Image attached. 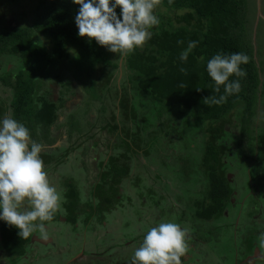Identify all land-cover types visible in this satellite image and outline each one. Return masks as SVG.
Listing matches in <instances>:
<instances>
[{
	"label": "trees",
	"instance_id": "1",
	"mask_svg": "<svg viewBox=\"0 0 264 264\" xmlns=\"http://www.w3.org/2000/svg\"><path fill=\"white\" fill-rule=\"evenodd\" d=\"M1 1L13 13L20 0ZM31 1L26 23L3 27L0 18V56H12L0 64V84L10 89L0 166L22 165L14 158L20 135L36 146L54 143L50 127L71 80L82 86L87 103H98L102 117L97 133L82 136L71 157L53 162L51 188L40 189L32 179L24 186L37 191L47 210L41 226L64 224L70 243L81 235L97 238L24 264H80L71 260L80 250L85 264H155L146 248L154 239L173 238V225L164 224L171 206L183 207L181 220L171 219L176 228L186 227L188 213L191 221L235 220L239 234L264 241V229L258 234L247 222L249 209L264 215V54L257 59V48L254 53L249 0ZM148 3L139 18L138 8ZM124 22L133 29L119 40ZM118 50L123 79L112 100ZM44 81L58 85L56 99L41 91ZM67 125L69 138L73 130L82 132L77 122ZM56 216L67 217L59 222ZM34 228L19 202L3 196L5 262L23 259L34 247ZM125 236L132 244L122 248ZM91 251L107 253L109 261Z\"/></svg>",
	"mask_w": 264,
	"mask_h": 264
},
{
	"label": "rangeland",
	"instance_id": "2",
	"mask_svg": "<svg viewBox=\"0 0 264 264\" xmlns=\"http://www.w3.org/2000/svg\"><path fill=\"white\" fill-rule=\"evenodd\" d=\"M31 0H20L17 5H14L13 13L9 11V8H6L2 1L0 0V18L5 17V23H2L1 26H12L15 27L18 23H26L28 19V10L32 6ZM149 3L146 4L143 8H138L140 11L139 18L143 17L147 13L149 8ZM161 13L165 12L164 8L156 7ZM249 35L252 36V42L254 43V53L257 48L255 55L257 59L264 54V0H249ZM24 12L26 14H24ZM133 10L131 13H135ZM182 10H177L175 13H182ZM172 14V13H170ZM133 29V26H127L124 22V26L120 30L119 40H123L128 33ZM251 29V30H250ZM120 51H117L116 61L118 62L117 68L113 69L111 74V80L109 85L111 86L110 95L113 100V94L118 91V83L123 79V72L120 65ZM12 56L10 55H1L0 64L11 61ZM48 91L49 96L52 100L56 99L58 96L59 87L56 83L52 81H44L41 91ZM10 89L3 87L0 84V111L3 112V115L0 116V133H3L9 128V120L7 116L6 100L9 98ZM127 96L130 98V95L127 93ZM65 103L57 110V119L55 123L50 127V137L54 139V143L51 145L44 144L42 146H36L31 143L30 140L22 137L21 135L17 137L14 158L18 160L22 165L10 164L9 167L0 166V201L3 202V196L9 198L14 197L26 214H29L35 224L34 235L31 236L36 244L31 249L28 248L26 255L23 259L16 261L14 263L5 262L4 255L0 252V264H24L25 262H33L37 257H44L49 253H53L56 250H63L68 246L72 249L83 248L86 245L92 243L93 239L97 238V235L92 237L79 236V239L76 243H70L67 238V228L66 226L60 225L59 223H51L46 225H40L39 218L42 217V214L47 210H44L42 206V201L40 200L37 191H28L24 188L28 180H35V183H39V188H51L55 184L56 174L53 169V162L59 158H66L72 156L73 149L78 146V143L81 142L82 136L88 137L92 134L97 133L96 128L99 127L101 122V112L99 111L98 103L89 100L84 93L82 86L75 80H71L70 89L65 95ZM131 99V98H130ZM110 107V103H109ZM107 107V109H109ZM110 110V109H109ZM108 110V112H109ZM117 112V110H116ZM118 114V112H117ZM70 120L72 123L77 122L81 127V133H77L75 130L72 131L70 138L67 136V121ZM83 137V138H84ZM72 148V149H71ZM71 149V150H70ZM173 184L177 181L181 183V179L172 177ZM192 178H189L190 180ZM193 180V179H192ZM170 200V199H169ZM49 205L51 203L48 201ZM66 217L63 219H58L59 222L66 220ZM257 221L262 219L256 218ZM177 221V220H176ZM168 222V223H167ZM177 221L176 223H178ZM215 221L205 225V227H210L211 225L215 226ZM167 225H173V238L168 242L164 240L159 243V240H155L154 243L146 251L149 253H167L160 256L158 262L155 264H163L168 262L175 251L183 252L186 246L184 235H180V231L176 228V224L169 218H165V223ZM115 225V224H114ZM114 227V226H113ZM168 232H171V227L166 226ZM200 228V226L192 224V228L188 235H191L193 230ZM114 229V228H113ZM170 229V230H169ZM48 233V236L45 234ZM39 234V235H37ZM100 235V233H98ZM118 237L122 239V234H119ZM194 239V249L193 251L197 253L201 250L198 249L200 246L206 248L203 253L204 263L203 264H241L239 257V245L235 244L231 239L226 238L222 242H217V244L212 243L208 235L203 234L202 239L197 237ZM263 240V238H260ZM123 247H128L130 244V237L125 236ZM145 246L151 244V239L148 242L144 243ZM260 248L264 247L260 244ZM183 246V248H182ZM122 248L116 253V256L122 254ZM203 250V249H202ZM49 251V252H48ZM86 251V250H85ZM264 251V249H263ZM92 252V251H91ZM82 251L74 254L71 260H79L80 264H85L87 261L86 256L81 258L80 256ZM202 253H199L201 256ZM104 257H101V256ZM194 255V254H193ZM107 253L105 252H92L91 257L94 259L106 258L109 261V258L105 257ZM111 256V255H110ZM196 257V256H194ZM44 260V259H43ZM89 259V261H91ZM105 260V261H107ZM157 260V259H156ZM154 262V260H153ZM238 262V263H237ZM78 264V263H77ZM114 264V263H113ZM257 264H264V262H258Z\"/></svg>",
	"mask_w": 264,
	"mask_h": 264
},
{
	"label": "flooded vegetation",
	"instance_id": "3",
	"mask_svg": "<svg viewBox=\"0 0 264 264\" xmlns=\"http://www.w3.org/2000/svg\"><path fill=\"white\" fill-rule=\"evenodd\" d=\"M182 208H183L182 206H171L170 209L168 208V213H166L164 217L169 218V220H171L172 217H174L177 221H180L181 214L179 213H180V209ZM248 213L249 215L251 214L250 218L247 221L248 225L250 224L251 226L255 227V230L259 234L260 232L263 231L262 229H264V215L260 217L261 210L257 211L256 213L254 212L252 214L249 209ZM57 217L58 219L65 218V217L56 216V218ZM257 217L262 219L261 222L256 220ZM182 220H183V224L186 227H182V228L179 227L178 229L180 231V235L182 234L186 237L185 249L183 252L175 251L172 255H169L171 259L168 262H165L163 264H203L204 263L203 253L206 250V248H203L202 246H200V248H198L201 250L200 252L197 251L196 253L193 251L194 239H198L197 237L202 239L203 234L208 235L212 243L215 242L217 244V242H222L224 241L226 237V238L231 239L235 244H238L240 246L239 247V257H240L239 262H241V264H257L258 262H264V251H263L264 248L261 249L259 245L260 241H262L260 244H262V246L264 247L263 245L264 241L260 239L262 235H259L260 237H256L257 235L252 236V235H247L246 233L239 234L237 231H235V228H234L236 224L235 220L231 222V220H228V219H221L219 220L220 222L215 223V226L211 225L210 227H205V225H208L209 223L213 222L214 220L212 219L198 220L197 218H195L193 219V221H191L189 214L187 213L185 214ZM228 223L229 224L231 223L233 227L229 231L225 227ZM192 224L198 225L200 226V228L193 230L191 232V235L189 236L188 234L190 233ZM187 229H189V233H187L186 231ZM45 236H48V234ZM58 251H60V249ZM62 251H64V249ZM199 253H202V255L200 256ZM163 254H167V253H161V254L154 253L153 254L155 258L157 259L156 262H158L160 256H162Z\"/></svg>",
	"mask_w": 264,
	"mask_h": 264
}]
</instances>
